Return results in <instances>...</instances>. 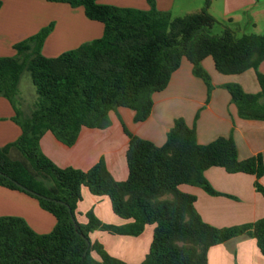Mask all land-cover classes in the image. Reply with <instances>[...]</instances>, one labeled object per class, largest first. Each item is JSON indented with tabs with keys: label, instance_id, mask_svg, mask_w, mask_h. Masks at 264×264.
<instances>
[{
	"label": "trees",
	"instance_id": "obj_1",
	"mask_svg": "<svg viewBox=\"0 0 264 264\" xmlns=\"http://www.w3.org/2000/svg\"><path fill=\"white\" fill-rule=\"evenodd\" d=\"M51 1L82 7L89 20L103 24L104 32L97 40L51 58L41 53L50 27L15 45V56L0 57V96L14 106V121L22 130L15 142L0 147V186L37 199L57 220L51 233L41 235L21 218L0 217V264H126L93 243L90 234L138 236L147 225L155 226L154 236L141 264H208L211 247L241 235L255 239L264 255V218L241 226H212L195 209L196 197L179 189L188 184L220 195L205 179L208 169L220 167L230 174L254 175L264 197L262 155L240 160L233 137L202 145L195 128L180 118L165 144L157 146L125 128L130 142L124 182L113 178L103 159L88 171L63 169L40 148L47 131L73 146L82 128L107 129L110 112L121 107L135 111V122L145 121L153 109V95L167 88L183 58L208 85L209 95L211 79L202 66L206 58L211 57L223 75L255 70L259 93H247L236 83L225 87L241 118L264 121V74L259 71L264 34L237 37L230 29L220 37L209 34L217 20L208 12V0L200 12L176 18L159 10L156 0H148V10L101 0ZM24 72L37 94L30 113L17 107ZM83 187L109 197L114 213L128 222L106 224L90 211L87 223H79L76 210Z\"/></svg>",
	"mask_w": 264,
	"mask_h": 264
},
{
	"label": "crops",
	"instance_id": "obj_2",
	"mask_svg": "<svg viewBox=\"0 0 264 264\" xmlns=\"http://www.w3.org/2000/svg\"><path fill=\"white\" fill-rule=\"evenodd\" d=\"M208 12L217 20L221 36L230 29L237 37L245 34H262L264 29V0H208ZM207 0H156L157 8L171 14L187 15L200 12ZM0 57L16 54L15 45L50 28L41 51L44 56L58 57L84 43L102 37L104 26L89 20L82 7L72 8L51 0H0ZM101 4L120 8L148 10V0H101ZM217 36V35H214ZM220 37V36H217ZM209 74L212 90L209 95L205 81L194 75L193 64L183 58L180 67L172 74L165 90L153 95V109L143 122H135V111L118 108L109 114L111 125L107 129L82 128L76 143L68 146L51 131L40 140L43 154L60 168L88 171L101 159L116 181L128 179L126 153L132 134L162 146L177 119L194 127L197 140L207 145L220 137H233L239 159L262 155L264 160V121L241 118L231 93L225 87L239 84L247 93L261 91L255 70L240 75H223L211 57L202 62ZM259 71L264 74V62ZM22 80L19 90L21 95ZM34 92V91H33ZM16 110L12 103L0 96V147L15 142L22 134L14 121ZM205 179L220 194L211 195L200 186L181 185L179 189L196 197L195 209L208 224L234 227L264 218V197L255 187L254 175L230 174L213 167L205 172ZM260 182L264 186V176ZM77 220L87 223L90 211L103 223L121 226L128 221L117 216L107 196L93 195L82 188V200L77 205ZM0 217L23 219L38 234L51 233L56 218L44 210L31 196L0 186ZM154 225H147L138 236L114 235L105 231L90 234L93 243L103 245L112 257L126 264H141L150 252ZM208 264H264V255L255 239L241 235L213 246L208 252Z\"/></svg>",
	"mask_w": 264,
	"mask_h": 264
},
{
	"label": "rangeland",
	"instance_id": "obj_3",
	"mask_svg": "<svg viewBox=\"0 0 264 264\" xmlns=\"http://www.w3.org/2000/svg\"><path fill=\"white\" fill-rule=\"evenodd\" d=\"M172 16H173V18H176V17H182L184 15H182V14H176V15L174 14L173 15L172 14ZM208 33L211 35H217V36H221V34H222V33H220L219 28H217V26L214 29L213 28L209 29ZM260 33L264 34V29H262L260 31ZM41 53H42V51H41ZM11 57H13V56H11ZM47 57H49V56H47ZM21 80H22L21 95H18L17 107L22 112L30 113V111L33 110L34 104H35L36 99H37L36 88L33 85V82L31 80L28 72H24ZM19 94H20V90H19ZM33 199H35V198H33ZM35 200L39 203V201L37 199H35Z\"/></svg>",
	"mask_w": 264,
	"mask_h": 264
},
{
	"label": "water",
	"instance_id": "obj_4",
	"mask_svg": "<svg viewBox=\"0 0 264 264\" xmlns=\"http://www.w3.org/2000/svg\"><path fill=\"white\" fill-rule=\"evenodd\" d=\"M42 198H46V197H42ZM47 199H49V198H47ZM54 201H55V200H54ZM55 202H57V201H55ZM73 221H75L74 218H73ZM87 243L90 244L89 241H87ZM86 253H87V251L85 252V254H86Z\"/></svg>",
	"mask_w": 264,
	"mask_h": 264
}]
</instances>
